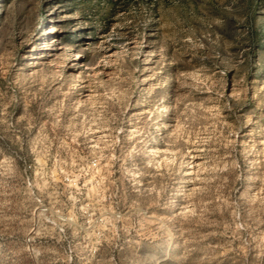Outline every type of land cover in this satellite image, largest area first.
Returning a JSON list of instances; mask_svg holds the SVG:
<instances>
[{"label":"rangeland","instance_id":"rangeland-1","mask_svg":"<svg viewBox=\"0 0 264 264\" xmlns=\"http://www.w3.org/2000/svg\"><path fill=\"white\" fill-rule=\"evenodd\" d=\"M0 264H264V0H0Z\"/></svg>","mask_w":264,"mask_h":264}]
</instances>
